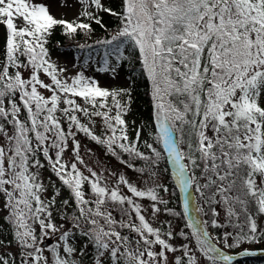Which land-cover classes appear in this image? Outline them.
<instances>
[{"label": "snow or ice", "instance_id": "1", "mask_svg": "<svg viewBox=\"0 0 264 264\" xmlns=\"http://www.w3.org/2000/svg\"><path fill=\"white\" fill-rule=\"evenodd\" d=\"M245 245H264V0H0V264L264 255Z\"/></svg>", "mask_w": 264, "mask_h": 264}, {"label": "trees", "instance_id": "2", "mask_svg": "<svg viewBox=\"0 0 264 264\" xmlns=\"http://www.w3.org/2000/svg\"><path fill=\"white\" fill-rule=\"evenodd\" d=\"M105 19H106V22L109 26V29L111 30V28L114 26V22L111 21L110 19H108L107 17H105ZM94 27H96V26L94 25ZM101 34H102V30L97 28V35H101ZM80 42H83V40H81ZM49 48H50L51 56L55 53H59L60 51H69L73 56H75V58L78 56H81V53L76 48V42L75 41H68V40L64 39L59 34V31H57V34L53 38L52 43L49 45ZM79 63H80V61L76 60L77 67H78ZM124 70L126 72L129 71L127 66L125 67ZM139 92H140V98L137 100L136 104L134 105V112H133L132 116L128 117L129 122L131 121L132 118H135L138 122L141 120H147L148 119V106L144 102L143 88H141L139 90ZM173 200L175 201V206L177 207V210H180L179 209V203L180 202L178 200H176L175 197H173ZM245 264H264V255H257V256H254L252 258H249L247 260V263H245Z\"/></svg>", "mask_w": 264, "mask_h": 264}, {"label": "rangeland", "instance_id": "3", "mask_svg": "<svg viewBox=\"0 0 264 264\" xmlns=\"http://www.w3.org/2000/svg\"><path fill=\"white\" fill-rule=\"evenodd\" d=\"M67 54V55H66ZM53 61H55L60 67H67L68 68V74L71 75L75 71L78 70V67L73 66V62L75 61V57L69 52V51H60L59 53H55L52 55ZM103 84V81H102ZM91 148L92 151L95 153L93 157H89L87 154V149ZM86 162L89 164V166L96 167L99 170V165L97 164V160L101 161L104 166L110 168V169H115L118 168V164L114 160H110L107 156L104 155L102 149L99 147L95 146L92 143H89L86 140H82V153H81ZM129 176L132 175L131 172L128 173ZM53 244L55 243V240L53 239ZM50 246V245H49ZM245 247H250L253 250H258V249H264V245H245ZM237 252L240 251V249L236 250ZM251 256L247 257L250 258ZM235 264H245V259L240 258Z\"/></svg>", "mask_w": 264, "mask_h": 264}, {"label": "water", "instance_id": "4", "mask_svg": "<svg viewBox=\"0 0 264 264\" xmlns=\"http://www.w3.org/2000/svg\"><path fill=\"white\" fill-rule=\"evenodd\" d=\"M52 242V241H51Z\"/></svg>", "mask_w": 264, "mask_h": 264}]
</instances>
